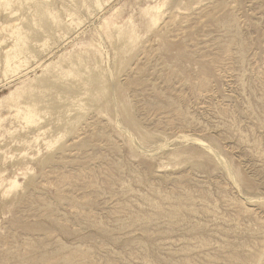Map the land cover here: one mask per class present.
<instances>
[{
    "label": "rangeland",
    "instance_id": "1",
    "mask_svg": "<svg viewBox=\"0 0 264 264\" xmlns=\"http://www.w3.org/2000/svg\"><path fill=\"white\" fill-rule=\"evenodd\" d=\"M16 1L0 264H264V0Z\"/></svg>",
    "mask_w": 264,
    "mask_h": 264
},
{
    "label": "bare ground",
    "instance_id": "2",
    "mask_svg": "<svg viewBox=\"0 0 264 264\" xmlns=\"http://www.w3.org/2000/svg\"><path fill=\"white\" fill-rule=\"evenodd\" d=\"M23 1V0H22ZM45 1V0H44ZM93 1H96V0H93ZM98 1V0H97ZM16 0H0V8L1 10L3 11L4 14H6V16L10 19L8 22L4 23V24H0V33L3 35V39H10L12 41V44L10 46H8L4 52H3V56H2V61H3V65H4V72H3V77L5 79L6 76L8 75V73L10 72L11 74L12 73H15L17 72L18 67L19 65L21 64V57L23 55V53L25 52V39L26 37L24 36V34L22 33L21 29L19 28L18 26V23L16 24L12 18H14L18 13V8L20 7L19 4H16ZM29 3V1H27ZM31 2V0H30ZM119 2V1H118ZM36 3V2H35ZM45 3V2H44ZM32 4V3H31ZM41 4V3H40ZM14 5V6H13ZM38 5V4H36ZM45 5V4H44ZM43 5V6H44ZM95 5V4H94ZM40 6V5H39ZM47 6V5H46ZM29 7V6H28ZM42 7V6H40ZM21 8V7H20ZM19 8V9H20ZM30 9V8H29ZM37 9V7H36ZM160 9V6L157 4L153 7H148L147 8V11L148 10H154V11H159ZM0 10V11H1ZM41 11V10H40ZM44 11V10H43ZM178 11V10H177ZM47 13V11H46ZM49 15V13H48ZM71 16V15H70ZM17 18V17H16ZM33 20V19H32ZM55 20V19H54ZM151 20H152V24H156L158 18L153 15L151 17ZM31 22V21H30ZM55 22V21H54ZM60 22V21H59ZM32 23V22H31ZM66 23V22H65ZM71 23V22H70ZM160 24V23H159ZM66 25V24H65ZM68 25V24H67ZM74 25V24H73ZM71 26V25H69ZM100 29V28H99ZM98 29V30H99ZM28 30V29H27ZM102 30V29H101ZM81 33V32H80ZM100 33V32H99ZM82 35V34H81ZM67 36V35H66ZM117 37V36H116ZM48 40V39H47ZM3 43V42H2ZM44 43V42H43ZM4 44V43H3ZM47 44V42H46ZM97 44V43H95ZM47 48V46H46ZM26 53V52H25ZM27 60V59H26ZM25 62V61H24ZM48 66V65H47ZM9 73V74H10ZM10 74V75H11ZM111 76V75H110ZM111 80V79H110ZM1 81V80H0ZM9 82V81H8ZM113 82V81H112ZM113 84V83H112ZM8 85V84H7ZM7 87V86H6ZM12 94H10V96H12ZM116 105V104H115ZM116 109V108H115ZM12 110V109H11ZM23 119L27 122V123H32L33 122V116L34 114L30 111V110H27L24 115H23ZM35 117V116H34ZM117 118V117H116ZM36 119V118H35ZM118 123V122H117ZM116 126H119V123L116 124ZM121 129V128H120ZM127 131V130H126ZM41 133V131H40ZM124 133V132H123ZM128 134V133H127ZM132 138V136H130ZM190 138V137H189ZM182 139H185L184 137H182ZM192 139V137H191ZM190 139V141H191ZM134 140V139H133ZM193 142H195L196 144L200 145L201 147H203V149L205 148L206 151H209V147L207 146V144L205 145L204 142L198 140L197 138L196 139H192ZM192 142V143H193ZM164 144V143H163ZM168 144V143H166ZM165 144V146H166ZM133 146V145H132ZM164 146V147H165ZM160 148V147H159ZM162 148V147H161ZM211 149V148H210ZM162 150V149H161ZM212 150V149H211ZM213 151V150H212ZM210 151V152H212ZM159 152V151H158ZM210 154V153H209ZM214 155V153H212ZM216 154V152H215ZM218 154V153H217ZM23 155V154H22ZM26 155V154H25ZM150 155V154H149ZM157 155V154H156ZM216 156V155H215ZM214 156V157H215ZM219 156V155H218ZM221 157V156H220ZM219 157V158H220ZM218 159V158H217ZM227 166V164H226ZM224 167V166H223ZM228 169H229V166H227ZM224 171V169H223ZM226 171V170H225ZM231 172L229 171V174ZM231 177L232 174L230 175ZM16 178V179H15ZM14 179H9L8 180V183H9V187H8V190L11 191V189H15L17 188V186H19V184L17 185V178L18 177H15ZM230 179V178H229ZM232 179V178H231ZM233 180V179H232ZM235 181V180H234ZM235 185V184H233ZM8 192V191H7ZM6 196V195H5ZM165 200V199H164ZM260 200V199H259ZM256 201V200H255ZM259 203V202H258ZM261 259V258H260ZM260 262V261H259Z\"/></svg>",
    "mask_w": 264,
    "mask_h": 264
}]
</instances>
